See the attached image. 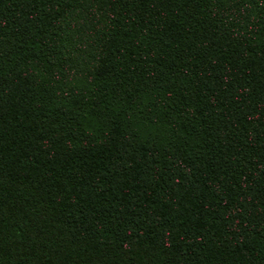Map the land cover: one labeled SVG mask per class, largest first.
I'll return each mask as SVG.
<instances>
[{"label":"trees","instance_id":"1","mask_svg":"<svg viewBox=\"0 0 264 264\" xmlns=\"http://www.w3.org/2000/svg\"><path fill=\"white\" fill-rule=\"evenodd\" d=\"M0 264H264V0H0Z\"/></svg>","mask_w":264,"mask_h":264}]
</instances>
